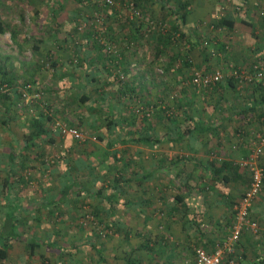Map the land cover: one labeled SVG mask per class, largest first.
Returning a JSON list of instances; mask_svg holds the SVG:
<instances>
[{"label":"crops","instance_id":"crops-1","mask_svg":"<svg viewBox=\"0 0 264 264\" xmlns=\"http://www.w3.org/2000/svg\"><path fill=\"white\" fill-rule=\"evenodd\" d=\"M79 1L83 9L74 0H0V82L8 89L0 104V228L12 234L0 235L4 264H192L195 247L211 251L227 236L233 201L248 182L238 161L264 135V0H137L149 22L184 3L175 43L148 35L128 0L106 11L98 33L76 34L71 21L91 3ZM101 36L117 56L100 47ZM227 64L249 78L189 86L191 66ZM52 113L99 137L61 135ZM113 150L116 163L106 155ZM258 161L264 175V145ZM110 190L116 196L104 198ZM248 218L256 230L244 228L218 264H264V179Z\"/></svg>","mask_w":264,"mask_h":264},{"label":"built area","instance_id":"built-area-1","mask_svg":"<svg viewBox=\"0 0 264 264\" xmlns=\"http://www.w3.org/2000/svg\"><path fill=\"white\" fill-rule=\"evenodd\" d=\"M98 5L102 7H109L115 4V0H93ZM127 9L131 16H135L137 18L143 19L147 21L149 27L153 26V22L148 20L147 16H143L140 12L135 8L131 1L126 2ZM94 22V23H92ZM97 27L99 29H103V22L100 14L94 15V21H83L81 24L77 25L79 30L87 28L90 26ZM208 26L207 24H205ZM98 33V32H97ZM96 36L98 34H95ZM177 33H175V37ZM97 38V37H96ZM97 40L104 46V51L111 54L112 56H117V49L113 44V41L105 40L103 36L98 37ZM202 45L208 47V41L206 39L202 40ZM210 53H213V49L208 47ZM114 62L116 60H113ZM255 67V66H254ZM154 71L156 73L162 72L161 66H155ZM117 72V71H116ZM249 71L247 69L241 68H233L231 69V65H225L224 70L222 69H214V70H201L199 68L191 66L189 76H188V83L196 90L210 87L211 85L215 84L219 81L224 75L233 74L234 76H238V81L242 82L245 79L249 78ZM122 76V75H121ZM120 76V77H121ZM30 87V84L27 82L23 86L21 97L25 98V89ZM0 92H8V89L5 87V84L0 85ZM34 96H39L38 92L32 94ZM54 126L57 128L60 134L69 135L75 140H83L85 139V134L79 129H77L73 125H67L59 119H54L53 122ZM90 139H95L94 134H90L87 136ZM264 145V135L258 136V147L254 148L252 152L249 154L248 157L243 158L238 161V165L243 167L247 170L248 173V182L242 192L238 195V197L233 201L232 210H233V217L232 222L229 227V232L227 236L221 240L220 244L216 245V247L208 251L201 246H197L194 248V259L192 264H218L221 260L222 254L224 249L228 251H232V244L235 242L241 231L244 228H249L251 231H255L257 228V223L253 219L248 218V208L253 202V200L257 197L259 192L261 191L263 185V168L259 164L258 161V154L260 151L261 146ZM260 147V148H259ZM49 264V263H43Z\"/></svg>","mask_w":264,"mask_h":264},{"label":"trees","instance_id":"trees-1","mask_svg":"<svg viewBox=\"0 0 264 264\" xmlns=\"http://www.w3.org/2000/svg\"><path fill=\"white\" fill-rule=\"evenodd\" d=\"M74 1H79V0H74ZM128 1H131L132 3H133V5L135 6V8H137V10L140 12V14L141 15H143V16H146L147 14V12H146V10H143L142 9V5H139V3H138V1L137 0H128ZM140 1V0H139ZM127 2V1H126ZM137 5V6H136ZM139 5V6H138ZM114 6L115 5H112V6H109V7H104V9L105 10H112L113 12H115V10H114ZM168 8H167V10L168 11H166L169 15H171L172 17H168L167 18V16H165V18H162V19H160L159 18V20L157 19V20H153L152 22H153V26L152 27H149L148 28V35H149V33H151V32H154V33H156L157 34V36H159V37H162V39L163 40H166L167 42H170V43H175L176 42V40L178 39V37H181V32H177V30H178V28H177V16L179 17V19L181 20L180 22H182V21H184V18H185V15H186V10H185V5H184V3H180V2H178L177 3V5H176V8L174 7H171V6H167ZM126 9H127V6H126ZM117 12V11H116ZM106 16H107V13L105 14ZM173 16H174V18L176 19V20H174V18H173ZM173 18V19H172ZM105 19H106V17H105ZM135 19L136 20H142V19H140V18H137V17H135ZM175 21V22H174ZM220 21H217V23H219ZM148 25H150V24H148ZM90 28V27H89ZM92 28V27H91ZM87 28H84V29H82V30H78L77 28H76V31L78 32V33H80V32H83L84 30H86ZM175 33H178L177 34V36L175 37ZM144 35H146V32L144 33ZM110 39V38H109ZM101 44V43H100ZM100 47H102L103 49H104V46L101 44L100 45ZM107 53V52H106ZM109 54V53H108ZM109 55H111V54H109ZM112 56V55H111ZM113 57V56H112ZM112 60H116V59H112ZM115 64H117V60L114 62ZM188 65H190V63H187ZM2 84V82H0V85ZM190 86V85H189ZM211 87V86H210ZM193 88V87H192ZM205 88H208V87H205ZM205 88H202V89H205ZM18 96H20V95H18ZM6 99V98H8V96H6V93L5 92H0V104H1V102H3V99ZM170 113V112H169ZM165 114H166V112H165ZM171 114V113H170ZM169 114V115H170ZM51 115H53V118H52V126H53V128H55V129H57L55 126H54V124H53V122H54V119L56 118V119H59L57 116H54V114L52 113ZM34 118V117H33ZM45 119H49L50 118V115L49 114H47L45 117H44ZM34 120H36V118H34ZM59 120H61V119H59ZM0 121H2V120H0ZM62 122H63V120H61ZM65 123V122H64ZM65 124H67V123H65ZM67 125H69V124H67ZM73 126H75L77 129H79V130H81L78 126H76V125H73ZM188 129V127H186L185 128V131ZM58 131V130H57ZM59 132V131H58ZM31 133H34V135H36L37 133L35 132V130H32V132H29V134L27 135L28 137H31ZM61 135H63V134H61ZM94 136H95V139H96V137H99V134H94ZM113 145V143H108L107 144V147H110V146H112ZM107 154V156L109 155L110 157H111V160L112 161H116L117 162V157L115 156V150H113V151H107L106 152ZM105 155V154H104ZM115 162V163H116ZM225 162H221V166L224 164ZM115 171H117V169L115 170ZM110 181V185L112 186V187H116L117 186V172L115 173V174H113V176H112V178L109 180ZM101 190H102V188L101 187H98V189H97V191H96V193L97 194H100L101 193ZM116 195H115V192H113L112 190H110V192L108 193V194H104V198H107V199H109V198H114ZM96 212H93L92 214H95ZM4 226H2L1 228H0V235H4V237H6V238H8V237H11L10 235H12L11 234V229H8L7 230V232L5 233L4 232ZM5 239V238H4ZM4 239H0V264H4V261L6 260V258H7V245H6V240H4ZM34 244H36L34 241H29V242H27V248L30 250V251H32V248H33V246H34ZM45 262V261H44ZM43 262V263H44Z\"/></svg>","mask_w":264,"mask_h":264},{"label":"rangeland","instance_id":"rangeland-1","mask_svg":"<svg viewBox=\"0 0 264 264\" xmlns=\"http://www.w3.org/2000/svg\"><path fill=\"white\" fill-rule=\"evenodd\" d=\"M74 2H76V1H74ZM78 2H80V1H77L76 3H78ZM86 4H87V8H86V10H88V11H82L80 14H78L77 16H75V17H73V19H72V21L71 22H73L74 24H75V26H76V28H77V25L78 24H81V22H83V21H94V15L95 14H100V16H101V18H102V22H103V24L104 23H106V19H105V17H106V11L107 10H105L104 9V7H102V6H100V5H98L96 2H94L93 0H91V3L88 5V2L86 1L85 2ZM79 5L81 6V9H83V6H85L84 5V3L83 2H80L79 3ZM115 6L117 5V0H115V4H114ZM89 6V7H88ZM63 17L64 16H61L60 14H59V16H58V22H61L62 20H63ZM148 20H149V18H148ZM92 23H94V22H92ZM205 24H207L208 26H209V24L208 23H205ZM89 27H92V25L90 24V26ZM96 31L98 30V28L97 27H93ZM204 31H203V33H202V35L201 36H203V39H206V40H208L207 39V33L208 32H205V30L206 31H208V28L207 27H205L204 26ZM210 29H213V27H211ZM98 32V31H97ZM78 32L76 31V34H77ZM201 40H202V37H201ZM208 47H209V44H208ZM208 47H206L207 48V54H209V55H211V53H210V51L208 50ZM212 56V55H211ZM210 56V57H211ZM197 68V67H196ZM163 73V69H162V72L161 73H157V74H162ZM188 76H189V74H188ZM191 86V85H190ZM201 90V89H200ZM81 131L83 132V134H85V139H87L88 137V135H90L89 133H87L86 131H84V130H82L81 129ZM88 139H90V138H88ZM91 140H93V139H91Z\"/></svg>","mask_w":264,"mask_h":264}]
</instances>
